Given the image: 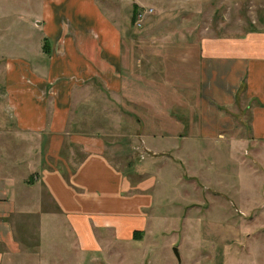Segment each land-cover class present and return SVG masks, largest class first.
I'll use <instances>...</instances> for the list:
<instances>
[{
  "label": "crops",
  "instance_id": "1",
  "mask_svg": "<svg viewBox=\"0 0 264 264\" xmlns=\"http://www.w3.org/2000/svg\"><path fill=\"white\" fill-rule=\"evenodd\" d=\"M21 1L32 10L34 0ZM37 4L25 40L16 26L15 37H1L0 29V264H66V242L79 253L99 250V226L115 228L123 239L124 223L140 222L154 201L146 192L155 178L134 185L107 157L117 148L135 154L133 139L169 161L167 155L186 154L192 177L199 172L193 165L214 152L198 143L240 141L236 174L240 181L248 174L255 193L243 198L239 181L234 202L257 210L264 200V30L205 36L190 52L171 47L164 62L159 58L168 81L162 85L148 77L151 69L160 71L156 57L138 56L128 45L127 24L99 9L98 0ZM7 10L5 17L12 7ZM3 14L0 7V20ZM242 96L252 103L245 139L235 137L232 114ZM75 106L90 109V116L73 118ZM107 137L121 141L110 146Z\"/></svg>",
  "mask_w": 264,
  "mask_h": 264
},
{
  "label": "rangeland",
  "instance_id": "2",
  "mask_svg": "<svg viewBox=\"0 0 264 264\" xmlns=\"http://www.w3.org/2000/svg\"><path fill=\"white\" fill-rule=\"evenodd\" d=\"M98 1L102 3V6L98 5L99 9L103 12L111 9L117 14L118 22L127 24L128 45L138 56L147 54L146 57H156L161 72L154 75L151 69L148 77L162 85L168 81L161 59L164 62V54L171 47L177 46L190 52L194 50L192 46L196 47L197 42L205 36H240L264 30V0ZM9 5L12 11L10 16L5 17ZM0 7L4 13L0 20L1 37H15L13 26H16L18 39L25 40L29 34L27 25L33 21L30 16L39 13L37 0L33 1L32 10L21 0H0ZM74 14L70 13L72 16ZM56 17L58 21V14ZM178 56L182 55L178 53ZM96 85L100 91L103 85L100 82ZM250 105L252 103L242 96L236 111L232 113L235 117V137H249ZM89 110L75 106L72 116L74 118L81 112L90 116ZM178 112L180 114L181 110ZM99 125L104 127L107 123L101 122ZM124 126L118 127V131L123 132ZM197 126L198 121H195L194 130ZM104 132L109 133L108 130L100 133ZM85 133L95 134L97 130L91 132L86 129ZM118 141H121L119 137L114 140L106 138L110 146ZM132 141L137 147L132 149L135 154L122 155V150L117 148L114 150L116 154H108L107 157L117 168L128 172L134 185L140 180L149 184L155 178L154 187L146 192L154 199L152 205L145 210L146 215L140 222L128 220L126 226L124 223L121 240L115 228L97 227L98 251L79 253L76 251L77 245L66 242L67 249L61 251V254L65 253L66 264H79L82 254V264H89V260L95 264H264V211L259 212L264 200L256 203V211L243 210L234 202V198L240 197L237 188L240 180L236 174L240 141L217 139L198 143L199 147L214 149V152L206 155L207 162L193 165L199 171L195 177L186 173L185 168L189 167L186 154L182 158L167 155L171 158L169 161L154 155L145 147L143 140ZM124 143L128 145L129 139ZM243 146L249 147L246 143ZM184 147L186 152L187 147ZM155 157L158 158L152 161ZM183 160L187 166L181 163ZM219 180H224V184H219ZM212 182L220 186L208 184ZM239 183H242L240 189L243 198L254 195L255 189L248 174H243ZM208 185L213 186L210 194L206 191ZM219 191L222 193L218 194ZM134 226L138 227L132 230ZM174 249H177L179 258ZM78 253L81 254L79 258Z\"/></svg>",
  "mask_w": 264,
  "mask_h": 264
},
{
  "label": "trees",
  "instance_id": "3",
  "mask_svg": "<svg viewBox=\"0 0 264 264\" xmlns=\"http://www.w3.org/2000/svg\"><path fill=\"white\" fill-rule=\"evenodd\" d=\"M43 48H44L45 51L48 50V43L47 42L44 43V47Z\"/></svg>",
  "mask_w": 264,
  "mask_h": 264
},
{
  "label": "water",
  "instance_id": "4",
  "mask_svg": "<svg viewBox=\"0 0 264 264\" xmlns=\"http://www.w3.org/2000/svg\"><path fill=\"white\" fill-rule=\"evenodd\" d=\"M174 252H175L176 256L179 258V253H178L177 249H174Z\"/></svg>",
  "mask_w": 264,
  "mask_h": 264
}]
</instances>
